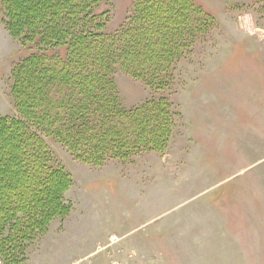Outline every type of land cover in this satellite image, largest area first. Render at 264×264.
<instances>
[{
    "label": "rangeland",
    "instance_id": "1",
    "mask_svg": "<svg viewBox=\"0 0 264 264\" xmlns=\"http://www.w3.org/2000/svg\"><path fill=\"white\" fill-rule=\"evenodd\" d=\"M135 0H109L114 33ZM208 28L155 92L121 71L125 109L167 97L178 117L164 152L91 166L47 140L72 177L73 209L24 264H264V0H192ZM32 50L0 15V115L17 116L11 70Z\"/></svg>",
    "mask_w": 264,
    "mask_h": 264
},
{
    "label": "trees",
    "instance_id": "2",
    "mask_svg": "<svg viewBox=\"0 0 264 264\" xmlns=\"http://www.w3.org/2000/svg\"><path fill=\"white\" fill-rule=\"evenodd\" d=\"M109 0H0L1 23L32 50L11 70L17 116L0 115V261L24 264L54 220L73 209V181L47 140L91 166L167 148L178 117L167 97L125 109L117 70L155 92L208 28L192 0H135L125 22L104 31Z\"/></svg>",
    "mask_w": 264,
    "mask_h": 264
},
{
    "label": "built area",
    "instance_id": "3",
    "mask_svg": "<svg viewBox=\"0 0 264 264\" xmlns=\"http://www.w3.org/2000/svg\"><path fill=\"white\" fill-rule=\"evenodd\" d=\"M28 259V258H27ZM0 264H3L1 261H0Z\"/></svg>",
    "mask_w": 264,
    "mask_h": 264
}]
</instances>
